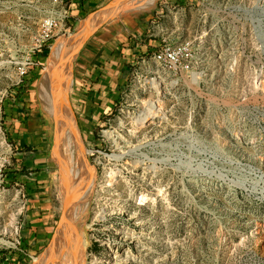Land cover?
Segmentation results:
<instances>
[{"label": "rangeland", "instance_id": "1", "mask_svg": "<svg viewBox=\"0 0 264 264\" xmlns=\"http://www.w3.org/2000/svg\"><path fill=\"white\" fill-rule=\"evenodd\" d=\"M143 1L105 0L62 17L54 0H0V264H37L66 217V189L82 167L74 134L63 142L48 110L47 97L59 100L46 68L57 40L102 10L108 16L71 57L65 93L85 147L83 171L96 185L86 213L70 223L67 256L82 264H264V0ZM50 14L60 23L34 52ZM147 15L155 37L193 43L192 71L166 70L148 53L128 65L114 101L88 102L74 77L89 39L108 23ZM155 100L160 111L148 116L145 103ZM35 127L39 146L28 141ZM40 185L57 214L43 244L24 236Z\"/></svg>", "mask_w": 264, "mask_h": 264}, {"label": "crops", "instance_id": "2", "mask_svg": "<svg viewBox=\"0 0 264 264\" xmlns=\"http://www.w3.org/2000/svg\"><path fill=\"white\" fill-rule=\"evenodd\" d=\"M63 1L62 10L66 11L65 16L74 17L93 11L105 0ZM149 16H136L131 21L108 23L89 39L84 47L81 69L75 72L74 77L75 87L82 89V97L88 102L105 104L114 101L118 96L117 88L128 79V65L152 53L167 40L164 33L161 37L154 36L158 30L151 26L153 22ZM35 128L34 135L28 138V141L31 140L39 146L43 139L41 134L36 132L37 127ZM41 128L39 125L38 131L41 132ZM29 132L31 134L33 131ZM40 186L42 189L33 193L24 216L27 224L24 236H29L30 240L37 244H43L51 234L57 217L52 192H49L46 186Z\"/></svg>", "mask_w": 264, "mask_h": 264}, {"label": "bare ground", "instance_id": "3", "mask_svg": "<svg viewBox=\"0 0 264 264\" xmlns=\"http://www.w3.org/2000/svg\"><path fill=\"white\" fill-rule=\"evenodd\" d=\"M143 2L149 4L151 1L147 0ZM107 16L108 12L102 10L98 14L87 17L82 22V25L79 27V31L76 34L71 35V37L61 36L57 40L53 46V54H51L48 59L49 64L46 68V75L51 86L56 89L54 95L56 96L57 102L59 100V103L57 105L54 103L51 104L47 97V107L51 114L57 119V134L61 140L63 142L65 141L69 131L74 134V140L78 148V168L80 165L82 168L79 169V174H77V176L75 175V178L74 176L72 177V179H74L75 188L72 189V180L66 189L67 192L68 190L69 193L71 192V195L66 201V217L57 232V236L55 237L56 240L50 245L49 252L45 253L43 256L40 255L41 257L37 258V264H82L75 257L67 256L65 244L72 239V237L69 236L71 234V228H69L70 223L82 218L86 213L90 205L91 194L96 185L94 183L93 174L89 170L83 171V163L85 162L83 159V153L85 152V147L79 136L74 115L66 102L65 93L70 86L71 71L69 66L71 57L78 47V42L82 40L86 34L99 23V21L104 20ZM67 43L73 47L72 50L70 47L66 46ZM62 55H64V58H62ZM195 75L197 76V73ZM192 80H195L194 73H192ZM42 86L44 87V85ZM160 108L161 103L155 100L146 102L144 109H146V114L151 116L157 115ZM141 114L143 115L144 113L142 112ZM142 115H139V119H141ZM138 148L139 147L136 146L133 148L129 147L128 149H125L123 154H131L137 151ZM114 156L119 158L122 156V153H114ZM260 179L264 182V178L260 177ZM71 247H74V243H72Z\"/></svg>", "mask_w": 264, "mask_h": 264}, {"label": "built area", "instance_id": "4", "mask_svg": "<svg viewBox=\"0 0 264 264\" xmlns=\"http://www.w3.org/2000/svg\"><path fill=\"white\" fill-rule=\"evenodd\" d=\"M54 2L64 3L63 0H54ZM64 14H66V11L62 14V17L65 16ZM59 17L50 14L42 19L39 29L33 37L32 50L34 52L44 51V47L60 23L61 18ZM150 54L154 62L174 73L192 71L196 58V50L191 41L172 42L165 40ZM26 72V64H23L19 74L24 75Z\"/></svg>", "mask_w": 264, "mask_h": 264}, {"label": "water", "instance_id": "5", "mask_svg": "<svg viewBox=\"0 0 264 264\" xmlns=\"http://www.w3.org/2000/svg\"><path fill=\"white\" fill-rule=\"evenodd\" d=\"M110 4H111V3H110ZM110 4H109V5H110ZM102 9H103V8H101L100 10H102ZM71 64H73V62H72Z\"/></svg>", "mask_w": 264, "mask_h": 264}]
</instances>
